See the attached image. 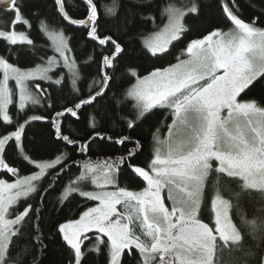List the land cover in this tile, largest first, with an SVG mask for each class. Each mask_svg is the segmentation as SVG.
<instances>
[{
    "label": "snow or ice",
    "instance_id": "snow-or-ice-1",
    "mask_svg": "<svg viewBox=\"0 0 264 264\" xmlns=\"http://www.w3.org/2000/svg\"><path fill=\"white\" fill-rule=\"evenodd\" d=\"M83 3L86 18L69 19L65 0H53L61 19L86 29L87 39L100 49L88 61L97 64L98 79L89 80L83 90L78 86L80 69L67 55L70 49L63 39L56 48L62 62L53 58L38 71H26L6 57L18 58L19 53L10 49L32 46L34 41L25 32L0 31V39L9 46L0 54V123L6 125L0 133V170L14 178L13 182L0 179V264H41L49 245L57 239L67 253L61 264H89V255L102 264H264V207L259 209L262 215L258 219L244 221L252 230L250 245L243 247V236L229 216L232 205L222 198L219 180L223 175L236 183L237 190L231 194L237 201L252 190H258L264 200V104L245 99L248 90L264 84V28L257 26L259 18L245 22L234 12L235 0H217L222 18L232 29L224 32L214 26L206 34L188 38L184 18L198 17L203 10L197 0H190L182 9L169 7L163 33L147 36L137 30L136 20L154 23L155 17L148 11L152 5L136 0L141 10L130 13L133 19L127 21L118 40L99 31L94 0ZM0 4L13 13L16 23L31 29L18 0H0ZM118 7L113 0L108 12L115 16ZM33 15L41 13L37 10ZM138 42L145 55L157 59L169 54L176 42L184 47L175 57L176 63L167 67L124 64L121 68V61ZM64 68L72 92L67 104L53 103L51 93L43 97L32 94L29 82L36 79L62 91L60 86L67 78L60 75ZM121 77L126 78L128 87L117 94L113 89L124 82ZM10 81L19 89L15 119L9 113L14 103ZM30 106L44 108L48 115L29 116ZM88 108L95 113L89 114L93 132L78 143L64 134L63 120H79ZM157 111L168 113L164 117L170 120L167 139H160L158 125L149 126L155 155L142 167L135 161L145 145L132 133L143 129ZM101 121H109L119 130L108 135L101 129ZM34 122L49 126L54 152L37 145L32 156L25 154L26 128ZM97 141L120 146L124 154L97 164L81 163L61 147L71 146L72 153L83 156ZM7 150L18 151L22 162L31 166L29 175L20 176L18 168L6 162ZM213 161L217 162L215 168ZM73 167L84 171L68 187L60 186ZM212 173L216 174V194L211 200L215 221L210 227L199 217ZM121 176L131 177L142 190L121 186ZM45 178L49 182L41 187ZM81 182L98 190H85ZM56 191L62 193L57 212L62 213L74 196L86 202L77 217L43 215L46 195ZM35 194H39L37 203L27 202ZM21 199L25 201L22 208ZM87 202L98 203L88 206ZM133 224L136 226L131 227ZM19 241L25 243L18 246Z\"/></svg>",
    "mask_w": 264,
    "mask_h": 264
},
{
    "label": "trees",
    "instance_id": "trees-1",
    "mask_svg": "<svg viewBox=\"0 0 264 264\" xmlns=\"http://www.w3.org/2000/svg\"><path fill=\"white\" fill-rule=\"evenodd\" d=\"M65 2L66 7L68 8V13L72 18H86V6L83 3V0H65ZM94 2L97 5L99 13V31L102 34L112 35L114 39L118 40L123 34V29L127 21L133 19L130 13H135L141 10L136 4V0H116L119 7L118 10H116L117 14L113 16L108 12V8L113 6V0H94ZM146 2L152 5L148 11L155 17V21L154 23L141 24L137 19L136 27L138 31H142L148 36L159 30L167 22L169 7L182 9L189 4L190 0H146ZM197 2L203 6L201 14L198 17L189 15L184 18V23L189 29L188 38H197L202 33L206 34V32L214 26L220 27L223 31L233 27L231 24L225 23L222 18V14L217 7V0H197ZM18 4L21 6L23 17L30 21L31 29L29 30L25 25L16 23L13 19V13L2 7H0V29H8L13 26L17 30H23L27 32L30 38L34 41V45H17L10 49L13 52L19 53L18 58L6 57L14 64V66L20 67L21 69L47 66V62L56 57V47L52 37L56 32H62L66 38L68 48L70 49L69 53L71 58H74V67H79L80 69L82 79L78 86L83 90L89 80L94 77L98 79L96 71L97 64L93 62L89 65L88 61L91 60L100 49L94 42L87 39L86 29L74 27L61 19L54 9L53 0H18ZM71 5H75V7H72ZM235 5L234 12L239 18L249 23H251L254 18H259L256 21V24L258 27L264 28V0H235ZM37 10L41 13L39 17L33 15V12ZM41 21H43L42 25ZM157 26H159V28H157ZM183 47L184 44L176 42L169 48V54H165L162 58L157 59L145 55L141 50V44L138 42L129 49L128 55L121 61V68L124 64L142 65L147 68H151L153 65L157 67H166L169 63L176 61L175 57L179 55V52ZM7 50H9L8 44L3 39H0V54H5ZM60 75L67 77L60 86L62 91L58 92L57 86H49L48 82L36 79L34 84H39L40 87L35 88V95L43 97L46 94L51 93L55 97V100L52 101L53 103L58 101L61 104H67L68 101L72 99L68 69H61ZM117 75H119V72ZM0 79H2V71H0ZM121 80L124 82L119 87L113 89L117 94H119L123 88L128 87L126 78L121 77ZM245 99H254L264 104V84H257L248 90ZM102 103H106V101ZM69 106L71 105L69 104ZM17 107L18 105L16 101H14L9 109V113L14 119L17 118ZM89 114H95L92 108H88L81 113L79 120H76L75 118L64 119V134L77 140L78 143L82 142L81 138L88 137L90 133L93 132V129L89 127ZM27 115H48V112L39 106H30ZM167 115V111H164L163 115L157 111L143 129L138 130L136 133H132L134 138L140 139L141 143L145 145L142 154L139 155L135 161L139 166L143 167L146 163H150V160L154 158L155 155L153 150L154 141L148 131L149 126L153 124L158 125L160 129L158 135L159 137L162 136L167 131L166 124H170V120H164V117ZM5 127L6 125L4 123H0V133L4 132ZM101 129L108 135H112L119 130L117 126H114L109 121H101ZM50 132L51 129L49 126L43 122H34L30 124L26 128V139L24 141L25 154L32 156L37 145H44L45 151L54 152L56 145L50 142ZM61 147L64 152L75 155V158L81 161V163L91 162L97 164L105 159L118 158L120 155L124 154L123 149L120 146L104 144L99 141H97V143L92 146V149L83 156L72 153L71 146L65 147L61 145ZM56 154L58 155L59 153ZM5 155L6 162L17 167L20 176L30 174L31 166L22 162V158L19 157L18 151L7 150ZM47 158L49 157H45V159ZM216 165L217 162L214 161L213 167L215 168ZM82 171H84L82 167L71 168V170L62 177L60 186L68 187ZM88 175L91 176L92 174L89 173ZM0 179H5L8 182L14 181V178L11 177L10 174L6 175L2 170H0ZM215 180L216 174H210L200 209V218L212 225L214 224L213 221H215L214 210L211 208V200L215 198L216 194L215 189L213 188ZM219 180L223 185V187L220 188V194L223 199L229 200L232 205L230 208L231 218L243 236L241 245L247 247L251 243L249 233L252 229L251 225L244 223V221L258 219L262 215L259 212V209L264 207V200L261 199L258 190H252L250 195H246L237 201L231 194L237 190L236 183L229 182L223 175L219 177ZM48 182V178H45L41 183V187L46 186ZM120 185L133 191L142 189L137 181L128 176L120 177ZM81 187L85 190H98L95 189L93 185L85 184L84 182H81ZM61 195L62 193L59 191L50 192L46 195V211L43 213L46 218L50 216L60 218L61 215L68 218H75L80 209L85 206V201L74 196L63 207L62 213L57 212V205L62 203ZM38 198L39 194H35L27 202L35 205ZM19 203L22 208L25 201L21 199ZM96 203L97 202H87L88 206H93ZM242 216L243 220L241 219ZM46 230L47 229H45V231ZM24 243V241H19L18 246L23 245ZM227 250L228 246H225L224 255H227ZM65 255H67V253L64 246L61 241L57 239L54 243L49 245V250L45 254L41 264H61ZM217 255L219 258L221 254L218 253ZM234 255H240V253H234ZM88 261L89 264H102V260H98L93 255H89Z\"/></svg>",
    "mask_w": 264,
    "mask_h": 264
},
{
    "label": "rangeland",
    "instance_id": "rangeland-1",
    "mask_svg": "<svg viewBox=\"0 0 264 264\" xmlns=\"http://www.w3.org/2000/svg\"><path fill=\"white\" fill-rule=\"evenodd\" d=\"M167 23V22H166ZM165 23V24H166ZM164 24V25H165ZM163 25V26H164ZM163 26L159 29V30H157L158 32H160V33H163ZM232 28H230V29H228V30H225L224 32H228V31H230ZM9 30H13V31H16V32H25V31H23V30H17V29H15L13 26L11 27V28H8V29H0V31H9ZM157 31H155V32H157ZM155 32H153V33H151V34H149L148 36H153L154 35V33ZM25 34L26 35H28V33L27 32H25ZM29 36V35H28ZM30 37V36H29ZM52 39H53V41H54V43H55V47L57 48V45H58V42L61 40V39H63V41H64V44H66L67 46H68V44H67V42H66V38H65V36L63 35V33L62 32H56L54 35H53V37H52ZM67 55L71 58V55H70V53L68 52L67 53ZM55 59H57L58 61H61L62 62V58L59 56V53H57L56 52V57H54ZM171 63H176V61H174V62H171ZM168 66V65H167ZM166 66V67H167ZM42 67H46V66H42ZM39 68H41V67H36V68H31V69H22V70H31V71H38L39 70ZM35 81V80H34ZM34 81H30L29 82V87H30V89H31V91H32V94L33 95H35V85L36 84H34ZM9 86H10V88L13 90V93H14V95H13V101H16V103H17V105H18V95H19V89L16 87V85H15V83H14V81H10V84H9ZM29 103V102H28ZM160 139H167V131L165 132V134H163L162 136H160ZM214 162V161H213ZM109 190H111V189H109ZM142 190V189H141ZM138 191H140V190H138ZM98 203V202H97ZM165 203L166 204H169L170 202H168L167 200H165ZM202 203V202H201ZM93 206H95V205H93ZM118 208H120V210L121 211H123V209L120 207V206H118ZM229 216L231 217V215H230V209H229ZM214 217H215V212H214ZM200 218V217H199ZM201 219V218H200ZM232 219V218H231ZM202 220V219H201ZM215 220V219H214ZM204 223H207L205 220H202ZM232 222H233V220H232ZM213 223H214V221H213ZM234 223V222H233ZM136 225L135 224H133V225H131V227H135ZM209 226L210 227H212V226H214V224L212 225V224H210L209 223Z\"/></svg>",
    "mask_w": 264,
    "mask_h": 264
},
{
    "label": "water",
    "instance_id": "water-1",
    "mask_svg": "<svg viewBox=\"0 0 264 264\" xmlns=\"http://www.w3.org/2000/svg\"><path fill=\"white\" fill-rule=\"evenodd\" d=\"M0 7H2V8H5V6H3L2 4H0ZM69 19H74V18H72L70 15H69ZM64 20V19H63ZM65 21V20H64ZM66 22V21H65ZM68 23V22H67ZM68 24H70V23H68ZM70 25H72V24H70ZM72 26H74V27H77V28H83L82 26H75V25H72Z\"/></svg>",
    "mask_w": 264,
    "mask_h": 264
}]
</instances>
